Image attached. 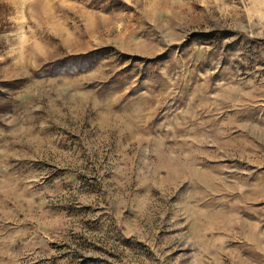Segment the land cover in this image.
I'll return each instance as SVG.
<instances>
[{"label": "rangeland", "instance_id": "374dc122", "mask_svg": "<svg viewBox=\"0 0 264 264\" xmlns=\"http://www.w3.org/2000/svg\"><path fill=\"white\" fill-rule=\"evenodd\" d=\"M0 264H264V0H0Z\"/></svg>", "mask_w": 264, "mask_h": 264}]
</instances>
